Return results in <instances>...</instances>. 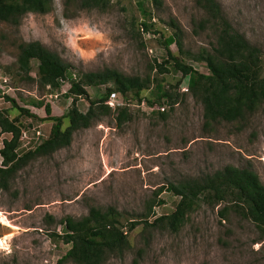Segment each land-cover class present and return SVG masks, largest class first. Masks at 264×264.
I'll return each mask as SVG.
<instances>
[{"label": "rangeland", "instance_id": "374dc122", "mask_svg": "<svg viewBox=\"0 0 264 264\" xmlns=\"http://www.w3.org/2000/svg\"><path fill=\"white\" fill-rule=\"evenodd\" d=\"M217 1L232 26L264 51V0ZM201 18L192 0H109L105 10H80L73 0H54L50 13L27 14L19 27L0 23V110L21 129L28 117L8 98L39 118L48 117L45 107L36 104L49 106L53 118L71 110L70 80L82 74L113 69L155 80L142 92L144 106L130 94V119L119 121V111L100 115L89 128L75 132L70 146L27 159L9 189L0 190V264H75L66 259L71 249L63 239L67 218L79 220L93 207H112L122 214L124 230L149 215L153 223L176 210L179 198L169 191L171 184L227 166L251 167L264 184V106L244 125L206 126L203 105L186 91L188 79L178 86L181 75L170 66L169 72L158 70L157 64L168 60L169 48L195 70L210 73L186 54L196 56L214 42L208 32L194 31ZM144 22L154 25L151 32L144 30ZM176 33L182 50L168 42ZM32 41L69 66L59 90L40 86L37 61L29 77L18 70L19 45ZM87 91L96 100L105 87ZM165 91L179 97L160 101ZM149 102L165 103L168 109L164 115L151 112ZM89 105L85 98L77 103L81 112ZM34 123L43 140L49 139L54 121ZM69 125L65 119L63 130ZM10 138L0 128V151ZM22 153L27 152L20 149ZM160 200L163 204L157 205ZM225 207L204 203L178 232L166 224H141L128 235L130 248L106 264H264V232L233 212L223 218Z\"/></svg>", "mask_w": 264, "mask_h": 264}, {"label": "trees", "instance_id": "16d2710c", "mask_svg": "<svg viewBox=\"0 0 264 264\" xmlns=\"http://www.w3.org/2000/svg\"><path fill=\"white\" fill-rule=\"evenodd\" d=\"M80 10H105L109 0H73ZM202 18L195 24V32H208L214 42L210 48L202 49L196 56L186 53L197 63H203L210 71L204 74L188 65L182 58L173 54L168 48V60L157 64L158 70L169 72L170 69L181 75L178 86L188 79L187 89L204 108L206 126L227 122L244 125L264 106V51L251 44L244 35L238 32L225 17L217 0H192ZM158 2V0H156ZM54 0H0V23L19 27L23 18L30 13L48 14L51 12ZM147 15V11H144ZM174 29L177 25L170 24ZM146 32H151L153 24H142ZM182 39L178 33L169 38V43H176L182 50ZM17 59L18 70L29 77L31 64L38 62L39 84L42 88L49 87L59 90L67 80L69 66L57 53L47 49L37 41L23 42L19 45ZM32 80L31 78H28ZM68 91L73 97L71 110L64 116L51 117L49 106L36 104V107L46 109L48 118H39L26 108H21L16 101L12 102L21 116L33 118L35 121H54L49 139L43 140L35 150L19 155L21 129L5 112L0 110V128L2 133L10 134V139L3 141L0 151L2 165L0 166V190H8L10 182L22 169L27 159L36 155H45L68 147L73 141L75 132L89 128L99 119L100 115L111 114V109L104 104L111 93L119 92L126 100L130 94L141 105L144 90H148L155 81L151 77L127 76L113 69L101 72L82 74L78 79L70 80ZM105 87V91L96 100H90L87 88ZM179 94L171 91L163 92L160 101L174 102ZM89 100L87 112H81L77 107L78 100ZM163 104L162 102H157ZM155 102H149L152 106ZM164 115V113H161ZM131 118L128 107L119 110L118 120ZM45 119V120H44ZM70 120V125L63 130V121ZM170 192L179 198L176 210L167 216L149 221H132L127 230L122 226V214L115 208L106 210L91 208L89 214L79 220L67 218L64 221V242L71 244L66 259L75 264H106L114 256L123 254L130 248L129 233L143 224L146 228L156 225H167L172 231L178 232L184 225L189 214L204 203H224L221 210L223 218L233 212L244 219L252 221L264 232V184L259 175L251 168L227 166L223 170L199 179H188L178 184L170 185ZM160 200L157 205H162ZM153 205L152 207H155ZM134 264H139L135 260Z\"/></svg>", "mask_w": 264, "mask_h": 264}, {"label": "built area", "instance_id": "2783aa9c", "mask_svg": "<svg viewBox=\"0 0 264 264\" xmlns=\"http://www.w3.org/2000/svg\"><path fill=\"white\" fill-rule=\"evenodd\" d=\"M188 91V89L186 90ZM104 104L108 106L112 111H119L125 107H128L127 100L125 97L119 93V92H114L111 93V95L105 100ZM144 106V102H142ZM149 110L151 112H159V113H165L168 107L163 104H154L152 106H148ZM34 119L28 117L25 122L27 123V127L20 128L21 129V138H20V149H23L24 152H29L32 151L34 146H39L43 142V134L42 130L40 129V126L37 124L35 125ZM32 132V137L28 136L29 132ZM36 147V148H37Z\"/></svg>", "mask_w": 264, "mask_h": 264}]
</instances>
